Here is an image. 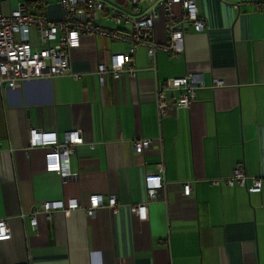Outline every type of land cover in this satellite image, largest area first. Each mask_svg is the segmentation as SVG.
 I'll use <instances>...</instances> for the list:
<instances>
[{
    "label": "crops",
    "instance_id": "obj_1",
    "mask_svg": "<svg viewBox=\"0 0 264 264\" xmlns=\"http://www.w3.org/2000/svg\"><path fill=\"white\" fill-rule=\"evenodd\" d=\"M56 1L10 0L5 8L37 4L46 15L41 3ZM197 2L207 29L187 25L184 54L158 51L156 69L141 47L136 77L102 85L97 62L130 44L86 35L71 55L79 79L68 73L0 87V219L12 231L0 241V264H264V181L260 192L210 182L238 163L264 180V7L259 0ZM154 37L166 39L163 18ZM189 73H200L205 86L190 107L160 116L156 84ZM215 78L224 85L211 87ZM30 127L82 129L85 143L69 156L77 176L47 170L49 148L28 149ZM141 137L154 142L145 154L132 150ZM161 160L166 187L141 220L133 206L147 202L145 176ZM184 181L193 185L189 196ZM93 194L116 196V210L101 206L90 217ZM71 197L81 207L69 214L54 210L49 218L41 210L44 201Z\"/></svg>",
    "mask_w": 264,
    "mask_h": 264
},
{
    "label": "built area",
    "instance_id": "obj_2",
    "mask_svg": "<svg viewBox=\"0 0 264 264\" xmlns=\"http://www.w3.org/2000/svg\"><path fill=\"white\" fill-rule=\"evenodd\" d=\"M10 0H0V87L16 88L32 77H53L71 74L74 79L80 73L72 69V51L80 47L83 36L94 35L130 44L127 53H110L106 60L97 62L96 72L99 81L105 85L108 77L120 78L127 74L136 77L138 67L135 62L136 51L143 47L149 58L150 67L156 69V53L165 51L174 58H181L185 49L187 25L195 31L207 29V22L197 0H59L63 7V19L51 20L36 12L39 5L19 2L17 8H5ZM258 6L264 7V0ZM240 3L234 4L237 8ZM163 18L166 39L159 41L154 37L155 23ZM224 85L222 79L215 78L211 87ZM205 86L200 73H189L175 77L171 81L157 83L155 104L160 116L172 110L188 108L196 99V89ZM85 143L80 128L69 129L62 134L30 127L28 149L46 147L47 170L62 177L73 178L69 166V156L77 147ZM132 150L137 154L149 152L154 145L151 138H136L131 141ZM157 169L145 176L148 192L146 203L133 206V211L141 220L148 218V205L162 198L166 187L165 163H157ZM251 180V185H248ZM261 176H251L241 163L234 166L229 177H218L210 182L215 186L245 187L249 192H260L263 188ZM183 194L189 196L194 188L191 181L182 183ZM107 206L116 210L118 199L111 195L104 199L101 194L89 198L86 211L94 217L98 208ZM81 207L80 201L53 199L44 201L41 210L51 218V212L62 210L70 213ZM35 226V213L31 215ZM12 231L5 219H0V241L10 240Z\"/></svg>",
    "mask_w": 264,
    "mask_h": 264
},
{
    "label": "water",
    "instance_id": "obj_3",
    "mask_svg": "<svg viewBox=\"0 0 264 264\" xmlns=\"http://www.w3.org/2000/svg\"><path fill=\"white\" fill-rule=\"evenodd\" d=\"M46 16L51 20L63 19V7L60 1L46 3Z\"/></svg>",
    "mask_w": 264,
    "mask_h": 264
},
{
    "label": "trees",
    "instance_id": "obj_4",
    "mask_svg": "<svg viewBox=\"0 0 264 264\" xmlns=\"http://www.w3.org/2000/svg\"><path fill=\"white\" fill-rule=\"evenodd\" d=\"M45 6H46V3H45V2H42V3H41V7H42V8H43V7L45 8Z\"/></svg>",
    "mask_w": 264,
    "mask_h": 264
}]
</instances>
